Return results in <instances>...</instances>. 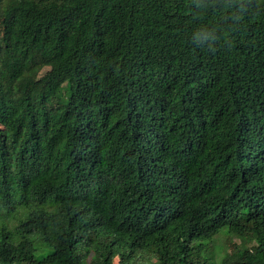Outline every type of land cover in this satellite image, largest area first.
<instances>
[{"label": "trees", "instance_id": "trees-1", "mask_svg": "<svg viewBox=\"0 0 264 264\" xmlns=\"http://www.w3.org/2000/svg\"><path fill=\"white\" fill-rule=\"evenodd\" d=\"M0 125V264H264V0H0Z\"/></svg>", "mask_w": 264, "mask_h": 264}, {"label": "rangeland", "instance_id": "rangeland-1", "mask_svg": "<svg viewBox=\"0 0 264 264\" xmlns=\"http://www.w3.org/2000/svg\"><path fill=\"white\" fill-rule=\"evenodd\" d=\"M48 70H49V68H47V67H39L33 71V75L35 78H38V77L44 75ZM3 129L4 128L0 125V130H3Z\"/></svg>", "mask_w": 264, "mask_h": 264}]
</instances>
